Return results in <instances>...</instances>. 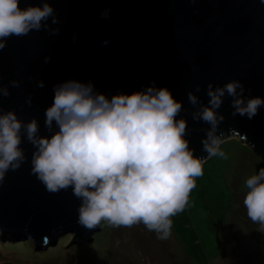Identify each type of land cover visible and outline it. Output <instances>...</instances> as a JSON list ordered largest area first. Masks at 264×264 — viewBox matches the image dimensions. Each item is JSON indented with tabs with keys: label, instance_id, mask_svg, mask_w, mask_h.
Wrapping results in <instances>:
<instances>
[{
	"label": "water",
	"instance_id": "obj_1",
	"mask_svg": "<svg viewBox=\"0 0 264 264\" xmlns=\"http://www.w3.org/2000/svg\"><path fill=\"white\" fill-rule=\"evenodd\" d=\"M59 28L8 38L0 50V84L10 95L0 97L4 111L14 110L19 119L36 118L40 135L45 128V110L53 104V86L73 79L91 82L109 99L118 93L131 94L155 84L167 87L182 102L176 119L187 120L189 147L206 158L202 150L205 129L193 120L196 109L189 103L193 92L207 104V85L223 86L239 80L244 96L264 98V2L262 0H48ZM42 0H20L21 8ZM109 11L107 18L101 13ZM107 41V44L104 42ZM50 57L45 63L44 58ZM11 80L20 81L12 87ZM39 81L44 87H38ZM200 91L196 92V86ZM31 97V105L27 103ZM231 97L225 95L218 112L225 119L219 129L249 146L264 159V107L253 119L232 115ZM25 162L9 170L0 184V232L15 242L30 238L36 249L54 244L72 234L86 242L98 232L79 225L81 200L72 187L49 193L31 174L33 146L22 137ZM40 246V247H39Z\"/></svg>",
	"mask_w": 264,
	"mask_h": 264
},
{
	"label": "clouds",
	"instance_id": "obj_2",
	"mask_svg": "<svg viewBox=\"0 0 264 264\" xmlns=\"http://www.w3.org/2000/svg\"><path fill=\"white\" fill-rule=\"evenodd\" d=\"M19 4L20 0H0V50L12 36L41 29L52 35L59 32L47 23L49 19L51 24L59 23L48 0L25 8ZM101 15L107 18L109 11ZM44 60L47 63L50 57ZM10 85L19 87L20 81L11 80ZM37 86L44 87V82ZM53 91V104L45 110L44 126L49 135H40L36 118L24 122L14 110L0 107V184L9 170L19 169L25 162L20 147L24 137L34 148L31 174L49 193L72 187L81 200L79 225L92 230L101 221L112 227L143 223L160 240L171 236V217L187 205L196 178L203 175L205 160L227 158L221 144L236 130L229 129L226 134L219 129L225 117L218 109L225 95L232 98L233 116L253 119L264 107V98L244 96V85L235 79L223 86L209 83L207 104L189 92V103L196 109L193 120L210 126L201 141L208 157L201 158L189 147L187 120L176 119L182 102L167 87L153 83L144 90L118 93L109 99L91 82L70 79L54 85ZM10 94L9 87L0 84V97ZM27 103L31 105V97ZM246 187L243 204L247 216L264 226V167L247 179Z\"/></svg>",
	"mask_w": 264,
	"mask_h": 264
},
{
	"label": "rangeland",
	"instance_id": "obj_3",
	"mask_svg": "<svg viewBox=\"0 0 264 264\" xmlns=\"http://www.w3.org/2000/svg\"><path fill=\"white\" fill-rule=\"evenodd\" d=\"M226 159L207 158L184 210L171 217V236L160 240L143 223L112 227L101 221L90 240L72 234L36 249L33 240L0 236V264H264V226L247 216L246 181L264 167L237 136L221 144Z\"/></svg>",
	"mask_w": 264,
	"mask_h": 264
},
{
	"label": "trees",
	"instance_id": "obj_4",
	"mask_svg": "<svg viewBox=\"0 0 264 264\" xmlns=\"http://www.w3.org/2000/svg\"><path fill=\"white\" fill-rule=\"evenodd\" d=\"M2 240V237L0 236V241ZM40 247V246H39Z\"/></svg>",
	"mask_w": 264,
	"mask_h": 264
}]
</instances>
